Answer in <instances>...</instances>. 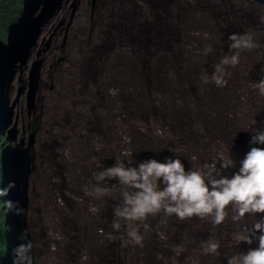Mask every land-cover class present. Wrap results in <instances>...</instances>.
Returning <instances> with one entry per match:
<instances>
[{
  "label": "rangeland",
  "instance_id": "obj_1",
  "mask_svg": "<svg viewBox=\"0 0 264 264\" xmlns=\"http://www.w3.org/2000/svg\"><path fill=\"white\" fill-rule=\"evenodd\" d=\"M41 10L0 74L5 129L23 154L21 264H227L256 249L240 236L264 213L240 217L230 203L220 224L214 213L163 210L126 221L123 186L105 170L179 159L200 171L229 154L235 167L220 175L231 178L252 147L264 148L250 144L264 131V6L58 0ZM233 34L255 46L232 48ZM234 55L238 63L222 64Z\"/></svg>",
  "mask_w": 264,
  "mask_h": 264
},
{
  "label": "clouds",
  "instance_id": "obj_2",
  "mask_svg": "<svg viewBox=\"0 0 264 264\" xmlns=\"http://www.w3.org/2000/svg\"><path fill=\"white\" fill-rule=\"evenodd\" d=\"M56 1L58 0H22L18 11L11 10L12 20L6 19L10 21L0 31V74L13 60L15 49H20L19 42L23 41L27 33L24 31L25 22L34 20L43 6L51 7ZM251 1L264 6V0ZM229 39L233 41L232 48L255 46L251 36L233 34ZM229 63L235 65L238 57H225L222 61L223 65ZM223 71V67L217 65L212 75V80L220 86L226 83ZM258 87L264 95V80L260 81ZM4 120L0 96V264H21L17 203L23 154L7 134ZM250 144L264 145V131L254 130ZM217 162L220 164L219 169ZM230 167H235V162L228 154L215 162L205 163L200 171L185 172L179 159L165 163L148 160L135 168L126 167L123 162L117 161L115 166L105 171L108 176L117 178L123 186V207L117 214L126 221H143L148 215H156L163 210L166 214L174 213L181 218L214 213V223L220 224L225 219V208L230 203L239 206L240 217L264 213V148L252 147L240 162L239 171L231 178L220 175L221 170ZM160 184L164 185L162 189ZM101 191L108 194L107 189ZM128 235L136 243L142 239L131 224ZM253 239L258 240L256 249L231 257L227 264H264V219L255 222L240 236V240L248 244ZM216 247L218 245H212L213 249Z\"/></svg>",
  "mask_w": 264,
  "mask_h": 264
},
{
  "label": "trees",
  "instance_id": "obj_3",
  "mask_svg": "<svg viewBox=\"0 0 264 264\" xmlns=\"http://www.w3.org/2000/svg\"><path fill=\"white\" fill-rule=\"evenodd\" d=\"M21 1L22 0H0V31L4 29L6 23L10 21H6V19H11L12 11H18Z\"/></svg>",
  "mask_w": 264,
  "mask_h": 264
},
{
  "label": "bare ground",
  "instance_id": "obj_4",
  "mask_svg": "<svg viewBox=\"0 0 264 264\" xmlns=\"http://www.w3.org/2000/svg\"><path fill=\"white\" fill-rule=\"evenodd\" d=\"M33 26H34V20L33 19H30L28 21L25 22L24 24V31L26 30L27 33H25V36L23 38V41H26L28 39V37L30 36L31 32L33 31ZM22 41V42H23ZM22 42H19V43H22Z\"/></svg>",
  "mask_w": 264,
  "mask_h": 264
}]
</instances>
